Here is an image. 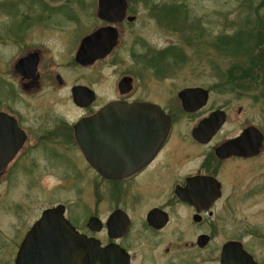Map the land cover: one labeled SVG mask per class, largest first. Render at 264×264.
<instances>
[{
    "label": "flooded vegetation",
    "instance_id": "flooded-vegetation-1",
    "mask_svg": "<svg viewBox=\"0 0 264 264\" xmlns=\"http://www.w3.org/2000/svg\"><path fill=\"white\" fill-rule=\"evenodd\" d=\"M136 1L126 0L122 20L112 23L99 17V0H93L90 8L80 9L89 20H81L79 14L78 19H70L73 29L70 35L61 32V45L53 38L30 48L22 58L31 57L26 68L19 73L14 67V88L6 82L1 84L0 112L5 116L0 117V151L9 162L0 171V178L20 167L25 170L30 164L37 165L34 156H42L53 169L73 170L79 184L84 182V171L90 173L92 179L87 184L93 186L91 195H77L74 206L63 202L48 206L33 218L25 233L16 229L14 264L25 238L40 224L43 213L57 207L80 236V244H89L95 251L93 264H264V256H258L246 238L247 234L259 236V230L255 226L245 228L246 199L241 195L246 173L260 169L264 129L246 117L240 94L244 90L252 92L257 82L264 81L260 80L264 60L261 66L248 68L247 73L239 70L236 79L225 78L218 85L225 97L220 104H212L214 90L204 87L172 89L164 95H150L143 88L138 93L134 77L124 74L118 79L114 100L98 107L96 92L80 85V68L97 66L110 58L125 35L132 33L139 20ZM39 27L48 28L46 24ZM107 28L116 30V46L104 59L80 64L79 50L84 48L85 39ZM86 46L88 58L98 57L99 45ZM60 54L63 63L53 66L52 60ZM123 79L132 80L129 91L121 87ZM80 87L95 95L89 102L91 95L84 94L83 107L74 102V91L79 92ZM189 89L196 91L191 101L200 107L194 112L184 110L179 97ZM19 91L39 101V115H23L14 102ZM62 91L72 107L84 112L74 123L57 121L48 114L52 98ZM228 91L236 95V101L227 98ZM205 98L206 103L201 105ZM78 99L80 102V92ZM112 103L158 106L165 113L161 119L167 123L161 126V132H150L148 123H143L148 122V116L97 117L98 122L117 123L95 126L93 139L86 142L93 146L87 156L76 128ZM233 165L236 168L229 169ZM243 165L250 170L245 171ZM62 224L57 222L60 233ZM39 231L35 242L43 243L46 231Z\"/></svg>",
    "mask_w": 264,
    "mask_h": 264
},
{
    "label": "rangeland",
    "instance_id": "rangeland-1",
    "mask_svg": "<svg viewBox=\"0 0 264 264\" xmlns=\"http://www.w3.org/2000/svg\"><path fill=\"white\" fill-rule=\"evenodd\" d=\"M82 3L80 0H0V87L6 82L14 88L17 80L14 67L30 48L53 38L59 42L62 33L70 35L73 29L70 19H78L81 15V20H89L88 14L83 10L80 13V9L90 8L93 0ZM135 3L139 20L132 33L125 35L110 58L97 66L80 68V85L96 92L98 107L114 100L118 79L124 74L134 77L138 93L143 88L148 89L150 95H164L172 89L204 87L214 90L212 104H220L225 97L218 85L225 78L236 79L239 70L247 73L253 65H262V52L259 51L264 48V43L260 45L264 42V30L261 39H250V35L258 36L261 26L264 27V0H137ZM45 24L48 28L39 27ZM253 29L255 32L250 33ZM240 31L250 33L246 36V41L252 43L249 52H244L248 47L235 50L232 43L226 45L227 37L236 36ZM223 41L226 44H221ZM62 61L61 54L54 57L53 66H61ZM260 77L264 80L262 73ZM250 93L245 90L240 93L246 117L264 129V81L257 82ZM225 95L229 100H237L232 91ZM253 99L257 102H251ZM14 102L23 115L41 113L39 101L22 95L21 91L16 92ZM68 102L66 92H58L52 98L48 114L57 121L74 123L84 112ZM34 157L37 165L30 164L25 170L20 167L0 178V264H14L16 229L25 233L33 218L48 206L59 202L74 206L77 195L81 192L91 195L93 191V186L87 184L92 179L90 173L84 171V182L79 184L73 170L53 169L42 156ZM260 165L258 171L246 173L241 195L246 199L245 228L255 226L259 230V236L247 234L246 238L262 257L264 156ZM243 166L245 171L250 170L248 165Z\"/></svg>",
    "mask_w": 264,
    "mask_h": 264
},
{
    "label": "water",
    "instance_id": "water-1",
    "mask_svg": "<svg viewBox=\"0 0 264 264\" xmlns=\"http://www.w3.org/2000/svg\"><path fill=\"white\" fill-rule=\"evenodd\" d=\"M126 0H99V17L104 20H108L112 23H117L122 20L124 12L126 10ZM117 33L115 29L107 28L105 30L98 31L89 38L85 39L83 45L86 48L88 44L95 43L100 46L97 51V56L95 59L88 58L87 54L84 52V48L80 51V64L89 65L96 61V59H104L117 44ZM31 57L21 59L16 64V71L19 73L26 68V64L30 62ZM131 79H123L121 82V87L131 88ZM203 91V90H202ZM79 92H80V102H79ZM74 91V102L80 104L83 107L84 94L88 93L91 95L90 101L95 100V95L92 91L87 88L80 87V91ZM195 90H184L179 96L182 100L183 108L187 112H194L200 107H196L192 101L191 96L195 93ZM206 98L201 105L206 103ZM4 117L5 114L0 112V117ZM109 116H148L149 131L161 132V126L167 121L162 120L165 117V113L160 107L152 104H138L134 106H129L127 104L112 103L104 107L97 114L89 119L79 122L76 128L77 139L80 142V146L85 151L87 156H90L93 146L87 144L86 142L93 139L95 126L99 123L101 124H115L117 122H98L97 117H109ZM156 117V118H152ZM1 119V118H0ZM213 119V118H212ZM212 119L208 120L211 121ZM3 121L0 120V123ZM8 123V120H5ZM129 123V122H127ZM170 123V122H168ZM153 125H157L158 128H152ZM259 148V147H258ZM6 157L0 151V171L9 162L6 161ZM11 159L13 158L10 157ZM10 159V160H11ZM60 208H55L47 210L43 213L42 220L40 224L36 226L25 238V241L20 248L19 257L16 264H93L96 261L95 251L89 246V244H80V236L76 233L75 229L70 226L71 224L65 219L63 213H59ZM61 221L63 224V233L58 231L57 222ZM61 226V225H60ZM45 229V238L43 243L35 242L36 238L39 236V229ZM60 235V237H59Z\"/></svg>",
    "mask_w": 264,
    "mask_h": 264
},
{
    "label": "trees",
    "instance_id": "trees-1",
    "mask_svg": "<svg viewBox=\"0 0 264 264\" xmlns=\"http://www.w3.org/2000/svg\"><path fill=\"white\" fill-rule=\"evenodd\" d=\"M263 19L264 18H262V21H264ZM260 30L261 31L258 33V36L250 35V36H252L250 39H258L259 37H260V39L263 38V35H262L263 34L262 30H264L263 25L261 26ZM253 31L255 32V29L251 30L250 33H253ZM250 33H246L244 31L237 32L236 36L234 35L232 37H227V40H228L227 44L225 43V41H223L221 44L225 43L228 46L229 43H232L236 47L235 50H244L246 47H248L247 49H245L244 52L245 53L249 52L251 50L249 45H252V43H251V40L246 41V36ZM262 43H264V42L261 41L260 45ZM259 52H262V54H260V57H261V60H264V48H261V51H259ZM176 55H177V53H175L174 56H176Z\"/></svg>",
    "mask_w": 264,
    "mask_h": 264
}]
</instances>
